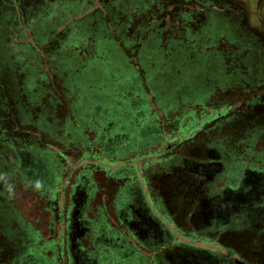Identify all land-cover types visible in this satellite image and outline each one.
<instances>
[{"label": "flooded vegetation", "instance_id": "flooded-vegetation-1", "mask_svg": "<svg viewBox=\"0 0 264 264\" xmlns=\"http://www.w3.org/2000/svg\"><path fill=\"white\" fill-rule=\"evenodd\" d=\"M234 25L238 35L248 31ZM254 59L252 74L263 76L260 57ZM15 70L0 71V264H264V167L241 165L257 179L236 182L239 165L204 158L206 143L193 137L168 145L164 157L156 150L157 158L140 168L148 176L142 179L132 165L109 160L107 148H128L147 123L130 138L91 129L86 140H64L60 132L71 125L70 135L75 123L44 114L48 99L31 100ZM242 122L264 126V104ZM68 155L79 164L67 172ZM57 176L64 187H49ZM174 222L184 237L220 250L177 241Z\"/></svg>", "mask_w": 264, "mask_h": 264}, {"label": "trees", "instance_id": "trees-1", "mask_svg": "<svg viewBox=\"0 0 264 264\" xmlns=\"http://www.w3.org/2000/svg\"><path fill=\"white\" fill-rule=\"evenodd\" d=\"M144 1L0 0V40L8 48H13V45L18 47L20 53L23 54L19 61L26 55H34V51L28 43L13 44L15 36L13 28L17 23L24 25L28 37L35 43L36 54L42 55L44 63L47 65L43 67L42 75H36L37 81L45 80L42 87H44L43 85L52 87L48 93L34 95L35 92H33L31 95L38 102H41L42 97L48 99L49 106L42 104L41 107L42 112L45 110L44 114L48 117H63L70 123H76L75 106L72 102L74 94L67 91V87L73 86L68 83L65 71L68 70V67L73 68L75 61L67 49L70 45L67 46L68 43L64 42L67 40L68 29L62 28L57 31L54 27V31L47 35V40H42L41 36L49 28L53 10L61 11L59 26H64L63 23L65 24L70 16L71 19H74L73 24L81 26L84 30L83 42L75 44L78 47L77 55L88 60L93 58L105 61L104 64L108 65L105 67L103 76L112 73V80L121 89L131 87L136 81L129 76L128 78L123 77L121 70H125V68L119 59H114L118 52L124 55L129 69H138V73L144 72L147 76L149 68L146 66L147 63H152L155 66L156 73L154 75L157 79H159V74L168 75L172 71L174 73L181 72L183 74L182 82L178 87L188 85L189 78L184 73L189 69L186 66L187 63L192 64V67H197V72L202 74L201 77L210 81L207 86L215 87L213 96L214 102L218 105L203 108V112H200L201 123H198V118L194 117L193 122L190 121L185 127H181L180 130L187 131V133L173 142L171 148L193 137L202 139L207 145L206 154L203 157H212V160L222 165L227 163L239 165L233 172L237 180L234 181L239 182L248 177L255 179L256 174L251 175L249 171L246 173L245 168L240 166H252L251 171L260 170L258 168L260 166L264 167V126L257 125L248 128V124L243 123L242 120L254 112L258 105L264 104L262 99L264 96L262 87L264 86V75L252 74L255 67L253 64L257 61L254 59V55L260 57L258 64L264 69V38L247 31L234 38L223 36L222 40L216 42L209 41V43L204 42L203 44L199 41L202 37L213 36L212 32L216 33L214 29L210 34L208 32L211 26H217L214 20L224 18L231 22L234 21V23L237 21L240 25L243 13L229 0H152L148 5L138 6ZM156 1L158 3L154 5ZM168 10L169 12H167ZM167 15H169L168 19L164 23L163 19ZM75 29L77 30L76 27ZM155 38H159V47L167 55L166 58L152 57L150 59L148 50L150 45L155 44ZM201 44L203 45L201 46ZM176 52L177 54H174ZM193 55L194 57H192ZM106 56H111L110 61H106ZM189 58L191 60L193 58V60L191 61ZM25 65L27 67H15L20 87L36 86L37 81L35 85L30 84L32 78L30 77L29 80L27 71L33 74L37 73L38 69L30 70V65ZM78 68L85 71L89 67L84 62L81 65L80 62ZM3 69V66H0V71ZM225 70H229L230 77L225 76ZM126 71H128L127 68ZM25 73L27 79L24 77ZM194 76L192 77L196 81L201 78L198 74ZM147 79L149 81L147 87L156 86L152 77H147ZM83 82L91 87V81L88 84L86 81ZM231 87L237 88L235 90ZM228 88L230 91L225 93ZM125 96L128 97V94ZM112 97L114 98L112 107L115 109L111 113H114L112 116L119 120L126 117L129 120L137 117L140 126L147 123L146 134L159 136V127L162 125L158 121H153L156 119L155 115L149 113L150 109L144 95L140 99H136L135 96L130 97L135 101H132L131 105L134 106L130 105L128 110L125 109L118 95ZM130 98H127L128 105ZM116 100L120 103L117 104ZM136 109L142 113H136ZM196 113L197 108L194 109L193 114ZM165 123L168 124L170 121ZM122 124L125 125V132H121L123 134L132 136V131L139 130L135 124L130 126V121ZM194 130L197 132H193ZM198 132L205 133V136L201 138L197 135ZM171 133H174L173 129H171ZM163 150L168 153L167 146ZM217 156L219 159H216ZM230 158L232 160H229ZM207 162H210V159ZM204 238L208 240L210 237L205 236ZM189 239L192 238L189 237Z\"/></svg>", "mask_w": 264, "mask_h": 264}, {"label": "rangeland", "instance_id": "rangeland-1", "mask_svg": "<svg viewBox=\"0 0 264 264\" xmlns=\"http://www.w3.org/2000/svg\"><path fill=\"white\" fill-rule=\"evenodd\" d=\"M151 1L152 0H145L143 3L141 2L140 4H138V6L148 5L151 3ZM229 1L235 4L237 8L241 9L243 13V19L241 20L240 24L244 26L248 30V32L257 35L258 37L264 38V0ZM157 3L158 1L153 4L157 5ZM60 12H58V9L53 10L52 18L49 21V28L45 30L44 34H42L41 36L42 40H47V35L54 31V27L57 31L61 30L62 28L68 29V36L66 38L67 40H64V42L68 43L67 46L70 45L67 49H69L68 52L75 61L74 67H68V70L65 71V76L68 77V83L73 86L67 87V91H70L74 94L72 97V102L75 106L74 111L76 123L73 129L75 131V134L74 131H72L70 135H67L71 131L68 129V127L71 128V125H65L63 131L60 132L62 134V138L64 140H69L68 138H71L73 140L76 139L77 142H80L82 140H86V138H90L88 133L91 129L96 132L104 131L110 135L125 132V125L122 123H128V121H130V126L135 124L138 127H141L140 121L137 117L130 118V120L128 118L119 120L117 117L112 116L114 114H111L113 112L111 111L113 109L112 100L114 99L112 96L118 95V98L120 97V99L122 100L125 109L128 110L130 105L133 103L132 101L134 100H132L130 97L135 96L136 99H140V97L144 95L150 109L149 113L155 115L156 119H154L153 121H158L162 125L161 127H159V136H151L149 134L143 135L145 134L143 133L136 139L133 144L128 146V148L117 149V146L110 144L109 148L107 149L112 150L113 152L109 160L111 159V161L115 163L122 162V166L132 165L136 172L142 177V179L145 178V176L147 175H145L144 172L140 173V168L145 167L143 166V163H149L152 162V160H155L157 158V153H160L159 157H164L167 153L164 152L163 148L172 144L173 142H176L179 138L183 137L187 133V131H181V127H185L190 121L193 122L195 119L194 117L198 118V123H201L200 112H203V108L218 105V103L214 102L215 99L213 96V90L215 89V87H208L207 85H209L210 81L203 76L201 77L202 74L199 71L198 73L196 69L197 67H192V64L187 63L186 66L189 69L184 73L189 78L188 85H186L185 87H178L179 83L181 84L182 82L183 74L181 72L174 73V71H172L168 75L159 74V79H157L154 75L156 73V71L154 70L155 66L152 63H147L146 66L149 67L147 69V76L144 72L138 73V69H129L125 62L124 55L121 52H118V54H116L118 58L114 56V59H119V61H121L123 67L125 68V70H121L123 77L128 78L129 76L134 78L136 81L134 84H132L131 87H123V89H121L116 85V82L112 80V73H108V76H103L105 73V67L108 65L107 63L106 65L104 64L105 61L102 62L93 58H90V60H88L83 56L77 55L78 47H76L75 44L83 42L84 38H82V36H84V30L81 26L73 24L74 19H71L70 16L69 19L66 20V23H63L64 26H59ZM167 12H169V10ZM168 16L169 15H167V17L165 16L166 18L163 19L164 23L168 19ZM214 22L215 24H217V26H211L208 32L210 34V32H212V30L214 29L216 33L212 32L214 33L213 36L202 37L201 40H199L201 41V43H209V41L216 42L217 40H222L223 36H229L231 38L239 36L237 33H235L234 30H232V27L234 28L236 25H234L231 20L221 18L220 20H214ZM19 24L20 23H17L15 25V28H13V32L15 35L13 37V44L17 43L24 45V43H28L32 48V51H34V55H26L21 61H19L20 58H22L23 54L20 53L18 47L13 45V48H8L6 47L4 42L0 40V66H3L4 69H15V67L18 68L20 66L27 67L25 64H29L30 70L33 68L38 69V72L36 71L38 74L33 73L30 75V77L32 78L30 80V84L35 85L38 79L37 76L42 75V69L44 70L43 67H46L47 65L46 63H44V57H42V55L40 54H36L35 43L34 41L30 40V37H28V34L24 29V25ZM75 27L77 28V30L75 29ZM154 41L155 44L150 45V48L148 50L150 59L152 57L166 58L167 55L159 47V38H155ZM102 44H104V42H102ZM203 44H201V46ZM202 51H205V49H202ZM174 54H177V52ZM192 57H194V55ZM110 58L111 56H106V61H110ZM80 62L81 65L84 62V64H86L89 68H86L87 70L85 71L81 68H78V66H80ZM126 68L128 69V71H126ZM196 73L201 77L197 81L194 80V75H197ZM225 76H231L229 70H225ZM147 77H152V80H155V82H153L156 84L155 87H147V82H149ZM83 81H86L87 84L88 82H90L91 87L83 84ZM38 86L39 83L36 86L29 87L31 94L33 92H35L34 95H37L38 93L44 94L52 90V87H47V85H43L44 87H42V89H39ZM92 90L98 92V94H102L103 97L90 98L92 96L90 94ZM126 94H128V97L125 96ZM31 98L32 100H35L33 95H31ZM127 98H130L129 105L127 103L129 102L127 101ZM195 108H197V113L194 115L193 113ZM135 111L136 113H142L137 109ZM103 114L104 116H101ZM27 118L29 120L31 116L29 115ZM170 119L171 121L173 120V123H175V127L171 126L169 123H165L166 121H170ZM162 122H164L165 124ZM107 123L112 124L110 125V127H108ZM105 127L108 128L105 130ZM171 129L174 130V133H171ZM193 132H197V130H194ZM127 137L130 138L131 136L128 135ZM46 140L47 142L54 141V139L49 137H46ZM44 143V141L39 143L37 142L36 147L41 148L42 146L43 148ZM52 149H55V147ZM156 150L159 151L155 153ZM66 160L69 163V165L67 166V172L71 171L75 166L79 164L76 159L74 160L73 157L69 155L66 157ZM99 162L101 163V161ZM108 162L110 161L107 160L103 164L107 167ZM64 181L65 180H62L57 176L52 184L49 185V187L58 185V187L63 188ZM27 200L29 201V205H32V201H30V199ZM180 228L181 226L178 225L177 222H174L170 225V229L176 236L177 241L187 242L199 246H207L208 248L217 251L220 250L219 246L209 244L208 242H200L198 240L194 241L192 239L184 237V235L181 233ZM47 236L48 235L44 234V237ZM42 261L43 264H53V262L49 260L48 262L45 259Z\"/></svg>", "mask_w": 264, "mask_h": 264}, {"label": "clouds", "instance_id": "clouds-1", "mask_svg": "<svg viewBox=\"0 0 264 264\" xmlns=\"http://www.w3.org/2000/svg\"><path fill=\"white\" fill-rule=\"evenodd\" d=\"M37 187H39V184H37Z\"/></svg>", "mask_w": 264, "mask_h": 264}]
</instances>
